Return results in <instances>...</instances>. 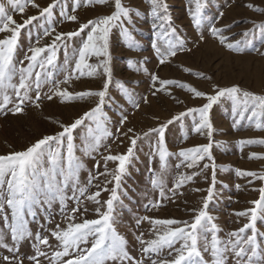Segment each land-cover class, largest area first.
Returning a JSON list of instances; mask_svg holds the SVG:
<instances>
[{
    "label": "rangeland",
    "instance_id": "obj_1",
    "mask_svg": "<svg viewBox=\"0 0 264 264\" xmlns=\"http://www.w3.org/2000/svg\"><path fill=\"white\" fill-rule=\"evenodd\" d=\"M34 2L40 7H33L31 0L26 4L21 0L25 7L24 12L21 13L10 3V0H0L5 14L11 15L17 23H23L31 16H39L40 10L52 3V0H34ZM163 2L168 6L167 15L170 17L171 27L165 25L168 30L167 35L163 30L153 28V23L161 22L151 15L149 0H122L124 6L133 10L130 13L131 21H125L124 27L128 28L136 46L129 47L120 24H114L108 38L109 57L91 55L87 59V63L96 68L92 75H88L91 71L88 68L82 70L83 75L80 71L74 70L78 49L87 39L91 26L79 35L60 43L54 63L46 66L47 71L52 73L53 85L60 82V90L66 89L73 93L101 90L106 76L103 67L97 66L104 59H108L111 83L102 105V112L105 114L101 118L102 127L98 129L94 121L85 119L84 123L73 131L74 156L80 167L76 173L77 179L70 180L68 186L63 188V194L68 197L64 209L62 210L58 198L52 202L51 208L46 204L33 205L31 210L26 207L24 219L32 237H26L18 242L16 245L18 252L0 247V264H7L3 259L5 256L14 255L23 258V264H32L26 257L36 255L34 245L38 246L41 252L46 253L39 257L40 264H62L63 260L70 257L58 259L53 257L54 252L62 251L63 248L62 244L51 235V231L55 230L57 225L60 226V230H66L69 223L99 218L95 209L100 207L101 211H107L105 201L110 198L112 189H116L112 210L113 227L126 241L125 246L129 254L137 260L142 259L144 264H151V260L172 259L175 250L181 248L182 240H177L172 248L164 247L158 255L151 254L150 259L147 255H142L141 249L146 243L142 245L140 240L147 242L156 238V230L163 232L168 228L184 225H153L143 218L175 219L191 223L203 206L207 189L213 184V171H215V186L206 211L213 217L212 223H215L219 229L217 237L221 241V246L228 239L229 233L248 222V217L238 216L236 213L254 206L251 201L259 199V189L264 188V180L239 175L236 170L264 173V144L241 145L238 142L248 139L264 140V110L258 109L257 115L249 120L252 116L251 105L245 110L242 92L238 94L239 103H234L227 96L221 97L209 110V119L213 126L211 136L213 159L209 160L205 157L191 169L180 164L182 158L177 155L179 150L210 142L206 129L203 133L193 130L192 114L174 121L165 129V148L173 155L166 157L164 169L160 168L158 153L153 154L157 146L158 134L149 133L145 136L144 133L151 128H158L173 116L186 112L188 108H198L207 102L206 97H197L193 92L178 85L164 86L161 91L153 95L152 74L160 79H174L191 85L207 94H214L216 91L214 85L219 87L239 85L242 91L264 95V55H261L264 52V39L261 38L264 29L260 27L264 24V11H257L247 6L251 4L264 9V0H200L202 8L199 27L190 14L196 10V0H163ZM73 5L74 0H61L53 9L51 22L39 18L20 30L14 52V64L17 70L27 67L28 61L25 56L31 55L30 48L50 45L56 34L77 31L81 23L110 15L115 10L114 0H108L105 4H87L85 0H81L80 6L76 7L75 11ZM62 9L66 15L75 14L78 21H68L66 16H61ZM221 12L223 16H220ZM212 24L224 29L221 35L227 37L225 44H221L219 38L211 34ZM45 28L49 29V35L44 34ZM172 28L176 30L174 35L171 32ZM244 32L248 33L247 43L242 39ZM7 35L10 33L0 32V39ZM201 35L204 36L203 40L200 39ZM177 39L184 41L185 50L177 52L174 57H167L161 64V57L152 47L153 43L163 52L168 47L169 41L176 43ZM238 40L241 41L244 51L229 50L226 47L227 43H235ZM41 55L46 57L47 52ZM129 60L136 63L130 66ZM184 68L190 71L186 72ZM35 71H41L43 75V70L37 66L33 70V79H35ZM197 72L203 73L204 77L195 75ZM65 77H69L67 83H64ZM19 78L20 74L17 71L12 77V84L18 86ZM53 85L45 84L41 89V99L36 102L39 103V107L33 103L35 92H30L32 99L25 101L21 113L8 111L18 102L15 90L12 87H8L6 92L0 90V102H3L5 94L11 101L4 110H0V156L24 151L43 136L55 135L62 131L61 125L74 122L95 107L98 101L94 96L61 101L54 95L56 88ZM156 87H160L158 82ZM47 95H53V99L48 100ZM130 95L140 104L138 109L133 106ZM142 97H147L148 102L144 103ZM124 115H127L128 119L120 125L119 121ZM195 120L199 122L198 113L195 114ZM257 124L261 127L257 128ZM89 128L93 130L91 134ZM128 128H132L133 133H129L128 136L122 135ZM103 129H107L112 135H103ZM117 129L120 131L117 132ZM91 135H98L101 140L100 146L89 152L86 150V143ZM133 135H138L139 139L117 186L113 174L118 161L105 163V157L109 154L126 153L131 146L130 138ZM66 145V138L60 146L56 142H51V147L60 151L65 157V164ZM253 153L256 155L250 158V154ZM205 164L209 165L206 169ZM213 164L215 169L212 167ZM43 167H48L47 162ZM180 174L191 175L192 179L185 180L176 188L175 182ZM91 177L95 179L89 183ZM153 179L160 182V186H153ZM35 180L43 184L44 178L40 172H37ZM56 181L62 185L63 177L58 171ZM73 183H76L75 192L79 197V205L71 198L74 191ZM161 187L164 196L160 195ZM81 188L86 189L82 196L79 191ZM104 188L107 190H101ZM97 191L100 192L97 198L100 201L99 205L89 199ZM74 207H79L81 211L74 213L75 218L72 220L68 218V214ZM31 212H35V216L31 215ZM4 215L9 217L10 222L11 209L7 204L0 213V231L4 232V242L9 247H13L10 230L6 228L3 220ZM256 227L258 229L257 259H261L264 258V215H258ZM37 233L48 236L49 246L38 244L34 239ZM247 234H251L250 231ZM204 235L198 232L200 237L198 248L201 250L204 264H215L211 251H203ZM207 238L210 241V232L207 233ZM92 239L89 237L88 242L81 244L80 248L91 247ZM74 251L70 249V252ZM227 264H236L235 257L231 254L227 256Z\"/></svg>",
    "mask_w": 264,
    "mask_h": 264
},
{
    "label": "snow or ice",
    "instance_id": "obj_2",
    "mask_svg": "<svg viewBox=\"0 0 264 264\" xmlns=\"http://www.w3.org/2000/svg\"><path fill=\"white\" fill-rule=\"evenodd\" d=\"M29 0H24V3H28ZM32 6L39 8L40 6L31 0ZM61 0H52V3L48 4L46 7L40 10L39 16H31L24 20L23 23H17L11 15L5 14V9L2 4H0V32H8L10 35L5 36L0 39V90L6 92L8 87H12L15 90V95L18 98V102L15 103L12 109L14 113H21L25 101H30L32 98L30 92H35L36 107H39L41 99V89L45 84L53 85L52 73L47 71L46 66L52 65L56 59V51L60 43L66 39H70L80 34L84 29H88L91 26V30L88 32L87 39L83 41L82 46L78 49V58L75 60V71H80L83 75V69L88 68L91 71L88 75H92L96 68L93 65L87 63V59L91 55L97 57H109L108 52V38L111 28L114 24L119 23L123 34L127 37L128 46L135 47V41L129 32L127 27H124L125 21H131L130 13L132 9L126 7L122 4V0H114V11L110 15H106L95 20H88L86 23H81L79 25V30L70 31L67 33H58L55 35L52 43L44 47H33L29 51L31 55H26L25 59L28 61L27 67H21L16 69L14 64V52L18 43V37L20 35V30L27 25H30L33 21L39 18H45L47 21L51 22L53 18V9L60 3ZM87 4H105L108 0H85ZM151 5V15L155 20L161 23H153V28H159L164 31V34H168V30L165 25L170 26V17L167 15V4L163 0H149ZM15 7L19 9L21 13L24 12V4L21 0H10ZM81 0H74L73 11L76 7H79ZM250 8H254L257 11H264L255 5H247ZM201 8L202 5L200 0H196V10L190 13L196 26L199 27L201 23ZM61 16H66L68 21H78V17L75 14L66 15L63 9L60 13ZM223 16V13H220ZM261 29H264V24L260 25ZM224 29L218 28L215 24L210 26V32L214 37H218L221 44H225L227 37L221 35ZM54 31V29H52ZM175 29L172 28L171 32L174 35ZM45 35H49L50 31L45 28ZM247 32L242 34V39L246 41ZM262 39H264V32H262ZM200 39L203 40L204 36L201 35ZM152 47L160 59V63L163 64L167 57H174L177 52H182L185 50L184 41L182 39H177L176 43H171L169 41L168 47L162 52L160 47H157L153 43ZM226 47L229 50L244 51V47L241 46V41H235V43H227ZM47 52L46 57H42L41 54ZM264 55V52L261 53ZM129 65L135 64V61L129 60ZM43 70V75L41 71H35V79H33V70L37 68ZM103 67L104 74L106 76L103 88L99 91L86 90L81 92H70L68 90H60L59 83L56 82L53 85L56 88V95L61 101L65 100H75L84 99L86 97H97L98 101L95 107L91 108L89 111L85 112L80 118L76 119L74 122L68 125H61L62 131L56 133L55 135H45L41 139L37 140L31 146H29L24 151L14 152L6 156H0V213L4 211V205L11 209V221L9 222V217L7 215L3 216L6 228L10 230L13 247H9L7 243L4 242V232L0 231V247L7 248L9 251L18 252V247L16 245L19 241L26 237H32V233L27 229L26 221L24 219V209L27 207L29 210L33 205L46 204L48 208H51L52 202L55 199H59L61 203L62 210L65 207V200L68 199L63 194V188H66L70 180H76V173L80 165L74 156V144H73V131L78 128L85 119H90L94 121L97 128H101V118L104 117L102 112V105L107 94V89L111 83V71L109 68L108 59H104L100 65L97 67ZM147 69H145L146 71ZM19 71L20 78L18 86L12 84V77L15 73ZM184 71L189 72L190 69L184 68ZM195 75L204 77L203 73L197 72ZM69 77H65L64 83H67ZM210 79V77H209ZM152 88L156 92L161 91L164 86L167 85H178L180 87L186 88L190 92H193L197 97H206L207 102L198 108H188L186 112H181L178 115L173 116L165 124H161L158 128H151L144 135L148 136L149 133H157V146L153 150V154L158 153L160 168L164 169L166 157L173 155L168 152L165 148V129L168 125H171L174 121H179L188 114L194 116L193 119V130L197 133H203L206 129L207 134L210 138V142L205 145L194 146L191 148H181L178 152V157L182 158L180 164L191 169L197 166V164L207 157L212 160L211 157V136L213 126L209 119V110L212 108L221 97L227 96L234 103L240 102V94L243 95V104L245 105V110H248V105H251L252 117L257 115V110H264V95H259L252 93L250 91H242L239 85H232L227 87H219L214 85L216 89L214 94H207L203 91H198L191 85L181 83L174 79H160L155 74L151 75ZM159 83L160 87L157 88L156 84ZM123 84L121 83V88L123 89ZM127 91L126 89H124ZM130 100L135 108H139L140 104L135 100L133 96L130 95ZM48 100L53 99V95H47ZM144 103H147V97H142ZM10 97L5 94L3 96V102H0V110H4L10 103ZM236 111V108H233ZM199 114V122L195 120V114ZM242 115V113H240ZM127 115L122 116L119 121L120 125H123L127 121ZM257 128L261 125L257 124ZM92 129L89 128V133H92ZM120 130L117 129V132ZM132 128H128L127 132L122 133L124 136H128L129 133H133ZM103 135L110 136L111 132L107 129H103ZM66 138V164L65 157L62 156L61 152L57 149L51 147V142H56L58 146L62 145ZM139 139L138 135H133L130 138L131 146L127 149L124 154H117L105 157V163L107 161H118V166L113 174V180L119 186V182L122 174L125 172L126 164L129 158L133 155L134 147ZM101 137L98 135H91L86 143V150L91 152L96 150L100 146ZM238 143L243 144H253L261 143L264 144V140H241ZM47 149V151H46ZM256 154H250V158ZM47 162L48 167L44 168L43 165ZM180 165H177L179 167ZM209 165L205 164L204 168H208ZM215 169V165H212ZM57 171L59 175L63 177L62 185L57 183L56 175ZM239 175L253 177L257 179L264 180V173L258 174L253 171H243L236 170ZM37 172H40L43 176V184L41 185L35 180ZM95 177H91V180ZM191 175L180 174L175 182V187H180L185 180H191ZM78 182V181H77ZM153 186H160V182L156 179L152 180ZM6 185V187H5ZM215 186V171H213V184L207 189V196L203 200V206L195 214L194 219L191 223L181 222L175 219H152L150 217H144V220L150 221L153 225H180L168 228L167 230L160 232L156 230V238L151 239L147 242L140 240V243L146 246L142 247V255H147L149 259L151 254H159V252L164 247L172 248L177 240H182L183 244L181 248L175 250L174 258L163 259V260H151V264H204L201 250L198 248V232L204 233V244L203 251H211V254L215 260V264H227V256L231 254L235 257L236 264H264V258L257 259L258 255V241L257 233L258 229L256 227V221L258 215H264V188L259 189L260 197L259 199L251 201L254 205L250 209L240 211L236 213L238 216L248 217V222L245 223L238 230H233L228 234V239L223 242L221 246V241L217 237V232L219 231L217 225L212 223L213 217L209 215L206 211L209 201L213 197V189ZM74 191L73 196L77 204L79 205V197L76 196V183L72 185ZM101 190H107L106 188ZM80 195H84L86 189H79ZM200 191V189H196ZM173 194H175L173 192ZM100 192L92 194L89 199L94 201L97 205L100 204L99 199ZM160 195L164 196L163 188L161 187ZM116 199V189H112V194L110 198L105 201L107 211H101L100 207L95 210L99 214L97 219H83L80 223H69L66 230H60V226L57 225L55 230L51 231V235L62 244V251H56L53 253L54 258L70 257L62 261V264H144L143 260H137L132 257L126 250V241L122 236H120L115 228L113 227L114 221L112 218L113 202ZM79 207H74L71 213L68 214V218L74 220V213L80 212ZM86 211V209H84ZM31 215L35 216V212H31ZM139 222V221H138ZM250 231L251 234H247ZM211 233L210 241L207 238V233ZM92 237L91 247L80 248L81 244H86L88 238ZM34 239L38 244L49 246L48 236H42L37 233ZM36 247V255L26 257L32 264H40L39 257L46 255V253L41 252L38 246ZM70 249H74V252H70ZM7 264H23V258L19 256L3 258Z\"/></svg>",
    "mask_w": 264,
    "mask_h": 264
}]
</instances>
